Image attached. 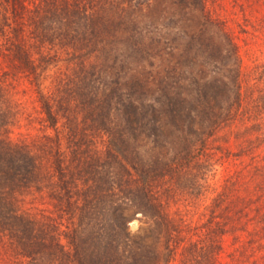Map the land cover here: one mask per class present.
<instances>
[{"label": "trees", "instance_id": "16d2710c", "mask_svg": "<svg viewBox=\"0 0 264 264\" xmlns=\"http://www.w3.org/2000/svg\"><path fill=\"white\" fill-rule=\"evenodd\" d=\"M98 1L0 0V264H264V161L252 153L248 171L225 172L208 193L217 165L240 161L214 144L220 125L264 123V52H246L253 81L243 83L216 0H118L112 16ZM230 3L264 43V0ZM166 8L197 60L188 74L155 36ZM127 23L130 52L113 57L110 77L101 43ZM58 41L76 59L46 94L42 46ZM93 50L102 60L86 59ZM129 60L152 69L122 79ZM21 125L36 132L12 139Z\"/></svg>", "mask_w": 264, "mask_h": 264}, {"label": "rangeland", "instance_id": "374dc122", "mask_svg": "<svg viewBox=\"0 0 264 264\" xmlns=\"http://www.w3.org/2000/svg\"><path fill=\"white\" fill-rule=\"evenodd\" d=\"M231 0H216L215 3L212 1H208L209 6L213 9L215 7L216 12H219V14L223 17H226V25H227V31L233 38V40L238 44L240 49V54L242 55L243 62H242V70L240 74L241 81L243 83H247L249 80L252 82V74L249 75V80L247 79L246 72L250 68V64L252 62L248 58L246 52L247 51H253L256 55L261 56L264 52V43L260 37V35L254 31L252 27L249 25H245L244 21L242 22V16L239 12V9L237 7H234L230 3ZM102 3H105L106 10L110 15H114L116 11H120L121 7L125 5V2L119 3L118 0H107V2H104L102 0H99L96 3L97 7H100ZM128 7H123L126 10L131 9L132 5H127ZM162 8L164 7L161 5ZM169 6V5H167ZM1 7V2H0ZM129 8V9H128ZM165 8V7H164ZM96 9V8H95ZM170 9V7H169ZM249 10V9H248ZM214 12V14L216 13ZM165 17H163V14H160L161 17L158 20L159 28L157 30V33H155V36L161 37V45L168 48L170 46L174 47L175 55L181 56L180 60V68L185 71L186 74H188L190 71H194L198 67V63L196 59H193L191 57V53L187 52L185 49L186 43H187V36L185 35L183 29L175 22V19H171L167 8H166ZM258 14V11H248V15H252V19L255 17V15ZM127 16V15H126ZM131 16L134 17L139 24V26H142V22L140 19H145L144 15L140 11H136L135 9L132 11ZM241 25H240V24ZM125 24L123 26V29L117 30L114 35H112L111 39L105 38L106 40L101 43V45L105 44L107 45V48L111 50L112 59H109V62L105 65L106 69H108V75L110 77H113L115 73V69H113L112 65H115L113 62V57L122 58V55H126L130 52L129 48V39L127 37L129 36V27ZM153 34L155 32L154 29H152ZM144 38L146 35V31L143 33ZM105 36V35H104ZM107 37V36H105ZM146 37H149L146 35ZM147 40V38H146ZM99 45V46H101ZM42 50L46 53H50L52 57L48 61L47 64H42V66L39 67V87L43 93H48L49 89L53 86V84L56 82V80L59 78L61 73L66 70V67L68 65L74 64L75 57L70 52L72 49L70 47H67L65 44L61 43L60 41L55 42L53 44L45 43L42 46ZM188 56V57H187ZM87 60H95L98 59L99 61L102 60V55H97L95 53V50L90 51L86 54ZM105 61V60H104ZM109 64L111 66H109ZM160 63H155L156 67ZM118 68V66H116ZM152 68L148 66V64L144 62H133L128 61L124 68L121 70V75H124L122 79H125V77L128 76L130 72H135L136 74H139L140 76L146 77L147 71H150ZM118 71V69H116ZM121 77V76H120ZM21 96V95H20ZM24 97L21 96V101L24 102ZM27 103L25 104L26 109L29 107L30 110H34L36 107L35 102L31 103L29 99H27ZM232 120V121H231ZM245 120V119H243ZM241 117L236 116L235 118H232L225 122L224 124L220 125L218 131L215 134V140L213 141L214 144L221 145L222 149L235 153L232 154L234 157L237 155V160H240L238 162L239 165L234 167V164H219L216 167L215 175L211 176L209 178L210 182V188L208 193L211 194L213 187L220 182L223 175L229 172V170L232 169H240L245 173V171H248V168L250 165H252V162L249 160L250 157L254 154V158L264 161V123L261 124L260 129L256 130L252 128V130H247V126L250 123L246 120L243 121ZM25 121L22 120L21 124H24ZM61 135L63 136V127L61 125L58 126ZM36 132L35 127L27 128L24 125L21 126H14L12 128V131L10 133V137L12 139L23 137V134L30 133L34 134ZM213 139V138H212ZM244 141V144L242 142ZM246 143V144H245ZM247 143H252V145H248ZM248 145L252 146V152L249 150H241V146ZM254 146V147H253ZM253 153V154H252ZM257 160V161H258ZM260 163V162H258ZM226 165L228 167H226ZM231 166V167H230ZM248 174V173H247ZM140 225V222L138 219H134L130 221V229L132 231H135L138 226ZM240 233H242L240 231ZM232 235L231 233L225 234L222 238L223 243V252L222 257L226 255L227 251H230L232 248ZM225 258V257H224ZM227 259V258H226ZM263 261V257H260L258 259V263H261ZM249 264V263H248Z\"/></svg>", "mask_w": 264, "mask_h": 264}]
</instances>
